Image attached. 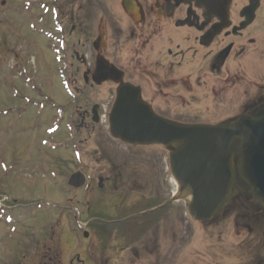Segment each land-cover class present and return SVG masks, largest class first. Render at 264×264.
I'll return each instance as SVG.
<instances>
[{
	"label": "rangeland",
	"instance_id": "1",
	"mask_svg": "<svg viewBox=\"0 0 264 264\" xmlns=\"http://www.w3.org/2000/svg\"><path fill=\"white\" fill-rule=\"evenodd\" d=\"M84 2L89 9L91 1ZM96 2L93 12H99L103 5L102 0ZM55 3L58 0H0V264H69L72 258L77 264L78 255L87 259L91 254L102 255L107 262L108 256L123 255L134 264H158L160 260L164 264H264V232L247 218L259 206L248 196L234 199L225 212L203 223H191L186 203H175L171 213L178 214L179 219L172 217L160 230L154 224L155 213L143 216L145 225L137 219L128 221L126 227L104 221L110 222L118 214L123 216L121 220L146 212L174 194H81L70 188V176L84 168L98 175L106 169L107 173L100 174L104 178L116 175L119 190H139L138 186L153 190L149 180L160 168L136 160L152 158L154 146L128 148L111 137L107 111H102L105 117L97 126L100 131L85 143L87 161L74 163L75 156L66 149L71 131L67 129L68 114L59 109L70 99L61 82L60 55L56 53L55 38L63 25L59 17L53 20L49 16ZM75 3L65 0L71 9L67 16L77 12ZM234 99L216 105L201 103V109L193 107L194 112L180 117V121L234 123L241 117L232 118L229 112L242 107L239 98ZM207 106L213 107L211 113H200ZM90 133L81 131L78 138L88 139ZM102 148L114 167L97 161L94 154L98 151L101 155ZM125 152L131 157L121 163L119 154L125 156ZM169 156L168 151L161 150V180L167 190L177 193ZM95 217L100 223L94 222ZM81 223L82 229L78 227ZM187 231L190 236L185 235ZM176 232L177 244L173 239ZM52 233L56 237L49 241Z\"/></svg>",
	"mask_w": 264,
	"mask_h": 264
},
{
	"label": "flooded vegetation",
	"instance_id": "2",
	"mask_svg": "<svg viewBox=\"0 0 264 264\" xmlns=\"http://www.w3.org/2000/svg\"><path fill=\"white\" fill-rule=\"evenodd\" d=\"M84 1L75 0L77 12L68 16L71 9L68 10L65 0H58L49 12L50 19L59 17V24L63 25L57 30L56 53L60 55L57 60L61 82L70 102L60 111L68 114L67 129L71 131L68 140L66 137L70 144L66 149L75 156L74 163L87 161L84 146L100 131L97 126L105 117L102 111L108 112L112 137L110 118L124 87L127 100L139 98L159 118L183 125L191 124L182 119L194 112L193 107L201 109L200 104L204 102L216 105L239 98L241 110L230 111L232 118L245 116L264 105V0H102L99 12L92 11L98 5L97 0H90L89 9ZM205 108L200 113L210 114L213 110L212 106ZM180 117H183L181 121ZM84 130L91 131L90 138L80 140L79 132ZM118 141L128 148L154 146L152 158L136 159L139 164L160 168L153 180H149L153 190L144 186V189L138 186L139 190L134 187L119 190L116 175L110 172L104 178L100 174L107 173L106 169L98 175L83 168L77 171L87 177V184L76 191L81 194H174L169 206L158 209L172 198L155 207L154 224L160 230H164L165 222H170L172 217L179 219L178 214L171 213L175 203L185 202L188 213V202L177 196L186 194V189L181 187L173 193L161 180V150L171 153L174 148L134 146ZM102 149L101 155L98 151L94 154L97 161L105 167H114L116 164L105 153L106 149ZM119 156L121 163L131 157L129 152ZM142 213L121 220L123 216L114 215V220L104 223L126 227L128 221L137 219L145 225ZM247 218L264 232V208L257 207ZM190 220L194 223L191 217ZM99 221L95 217L94 222ZM185 233L190 236V231ZM177 238L178 233L173 235L175 244L179 242ZM122 256H108L107 262L99 254H91L87 259L78 255L76 260L77 264H117L121 259L122 264H134L133 259L129 257L133 261L128 262ZM69 264H75L74 258ZM158 264L164 263L160 260Z\"/></svg>",
	"mask_w": 264,
	"mask_h": 264
},
{
	"label": "water",
	"instance_id": "3",
	"mask_svg": "<svg viewBox=\"0 0 264 264\" xmlns=\"http://www.w3.org/2000/svg\"><path fill=\"white\" fill-rule=\"evenodd\" d=\"M125 92L124 87L110 118L113 137L130 145L174 148L172 171L187 191L184 197L191 196L195 220L215 219L238 190L264 207V105L234 123L185 126L159 118L139 98L127 100ZM85 183L82 173L69 181L74 188Z\"/></svg>",
	"mask_w": 264,
	"mask_h": 264
},
{
	"label": "trees",
	"instance_id": "4",
	"mask_svg": "<svg viewBox=\"0 0 264 264\" xmlns=\"http://www.w3.org/2000/svg\"><path fill=\"white\" fill-rule=\"evenodd\" d=\"M107 232V231H106ZM60 260H61V254H60Z\"/></svg>",
	"mask_w": 264,
	"mask_h": 264
}]
</instances>
